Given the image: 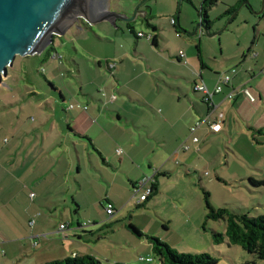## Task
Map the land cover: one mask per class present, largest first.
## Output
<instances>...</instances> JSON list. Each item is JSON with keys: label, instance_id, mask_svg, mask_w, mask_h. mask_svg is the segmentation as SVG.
I'll return each mask as SVG.
<instances>
[{"label": "crops", "instance_id": "1", "mask_svg": "<svg viewBox=\"0 0 264 264\" xmlns=\"http://www.w3.org/2000/svg\"><path fill=\"white\" fill-rule=\"evenodd\" d=\"M244 1L218 0V16L224 14L229 7ZM139 2L141 0H106L102 14L110 10L131 16L133 5ZM201 2L202 0H191L198 7ZM146 4L153 8L149 19L146 21L145 15L141 16L145 6H140V12L136 14L134 21H141L147 31L135 30L132 25L134 21L125 23L116 20V25L113 26L103 20L94 25L76 22L60 34L69 30L77 41L92 39L89 45L92 50L82 45L78 48L74 46L76 54L79 53L78 50L86 54L84 56L89 61L88 64L75 65L80 77L83 67L88 68L89 81L82 77V84L87 87L83 86L86 91L80 89V95L71 92L67 96V93L59 91L56 100L52 102L58 104V107L49 106L51 97L44 95V103H37L39 109H35L34 119L29 117L30 121L38 122L36 128L29 131L26 123L22 124L21 117H16L11 139L3 138V143L0 144V264H41L75 254L94 255L101 264H158L154 262L156 258L146 236H158L172 246L170 239L160 235V231L153 232L134 224L142 234L137 235L128 229L130 220L123 221L121 226L117 224L112 229L114 222L111 221L102 224L108 225L105 227H91L97 224L94 217H90L92 222L89 221L87 226H83L84 222L80 223L77 218L74 224L72 219L73 214L82 207L92 209L99 206L103 207L108 217H112L118 209L116 203L122 204L119 192H114L118 183L123 189L130 187L133 194L140 190L141 195L151 187V181L142 183L141 186L137 184L151 176L154 169L158 170L154 182L159 187L170 172H181L179 166L183 165L189 170L205 161L206 165H210L215 157L212 154H218V135H215L218 131L208 132L206 127H200L194 133L199 138V143L193 142L189 137L190 126L208 110V104L203 101L202 94L194 90V86L204 83L210 90L215 87L221 74L216 66L217 61L210 62V57H203L200 48L198 49L199 44L198 53L194 55L189 40L177 34L179 40L175 46L178 52L171 54L167 48L171 44L161 36L165 27H169L170 33L167 18L179 33L176 29L175 12L178 0H148ZM251 7L255 10L258 8L257 5ZM200 20L199 16L190 14L187 6H182L178 17L182 27L192 30ZM121 22L126 24L127 30L135 38L134 44ZM137 32L152 33L156 36V44H153L152 39L137 37ZM55 38L54 36L46 53V57L52 59V67L55 61L53 53H58ZM198 38L202 40L201 36ZM140 39L150 43L151 51H154L150 58L143 51L147 43L139 42ZM119 40L124 45H119ZM253 43L254 41L251 42ZM180 50H185L186 62L179 58ZM248 50L254 54L235 62L231 67L237 66L240 69L236 72V67L230 83L223 85L222 91L211 97L216 105L214 114L221 112L224 117L225 111L228 120L229 106L234 104L229 101L243 104L249 100L240 91L235 93L232 100L226 99L225 93L232 87H248L254 94L248 85L252 83L249 79L256 74L253 68H246L247 65L252 66L250 61H255V67L261 69L259 74L264 77V56L260 53L258 43ZM187 58L190 60L187 61ZM58 63L60 67L67 68L62 60ZM110 63H115V66L109 68ZM69 68L74 70L72 64ZM241 69L250 72L249 78L241 76ZM10 77H4L0 86H5L6 79ZM50 85L57 88L53 83ZM256 87L257 95L261 97L260 92H264V86L260 83ZM110 93L116 95L114 101H111ZM29 94L36 93L30 91ZM254 96L256 101V95ZM77 103L86 105L87 108L73 107L70 110L67 105ZM222 123L223 120L220 130ZM137 141L142 146L136 151L133 148ZM184 141L188 148L181 150L180 144ZM117 148L123 150L122 155L116 153ZM177 148L178 155L174 158L173 152ZM82 170L98 179L94 197L86 192L88 187L76 176ZM84 192L86 198L83 197ZM30 193H34L33 197H30ZM157 193L158 188L155 194ZM150 197L142 203H146ZM108 207L113 208L112 214H107ZM60 224H65V227L59 228ZM162 228L165 231L169 229L167 224H163ZM124 229H128V232H123ZM114 242L122 243L116 247ZM118 249L124 254L117 253Z\"/></svg>", "mask_w": 264, "mask_h": 264}, {"label": "rangeland", "instance_id": "2", "mask_svg": "<svg viewBox=\"0 0 264 264\" xmlns=\"http://www.w3.org/2000/svg\"><path fill=\"white\" fill-rule=\"evenodd\" d=\"M248 2V5L244 4L238 9L234 19L231 20L232 22L217 35L207 36L205 33H200L202 39L200 40L198 38L200 37L199 33L191 35L193 29L187 30L181 26L185 31L176 27L179 36L189 40L194 55L198 53L197 44H199L198 49L200 48L201 55L210 57V62L216 60V66H218L220 73L227 72L232 75L233 72L230 70L237 66H231L235 62L247 59L248 56L254 54L248 50L254 44L258 43L260 53L264 56V13L262 14L264 12V0H248ZM136 4L133 5L131 14ZM182 4L188 7L190 14L198 16L196 4L185 1ZM251 5H257V10L253 9ZM262 6L263 9H261ZM258 12L260 13L257 14ZM209 17L212 20L210 33L222 28L227 18L218 19V1L209 12ZM166 20L170 26V33L169 27H165L161 38L171 44L167 48L171 54H174L178 52L175 45L179 38L176 37L177 32L169 24L168 18ZM121 24H123L125 32L129 34L134 44L135 38L127 30L126 24L122 22ZM132 25L135 26V30L147 31V27L141 21H134ZM70 33L72 32L68 30L63 35H54L56 37L55 49L62 56V62L67 68L60 67L57 58H55L54 67H52V59L46 57L50 44L43 49L41 54L16 56L13 65L8 67L7 75L11 77L6 79L5 86H0V144L3 143V138L11 139L13 126L17 121L16 117H21L22 124L25 122L29 131L36 128L38 122L30 121L29 117L32 116L34 119L35 109H39L37 103L42 101L41 104H43L45 96L51 97L49 106L58 107V104L52 102L56 100L59 91L67 93V96H70L71 92L80 95V89L86 91L83 86L87 87V85L82 83L84 80L89 81V70L87 67H83L82 77L84 80L82 81L75 64L87 65L89 61L84 56L86 55L85 52L78 50L79 53L76 54L74 46L78 48L82 45L84 48L92 50V46H89L92 39L77 41L76 37ZM111 39L114 40V38ZM252 41H254L253 44H251ZM139 42L147 43L143 51L150 58L154 52L151 51L150 43L145 39H140ZM118 44L124 45V42L119 40ZM165 50L168 54V50ZM182 51L185 53V50ZM189 60L187 58V61ZM71 64L74 70L69 68ZM249 64L252 66L247 65L246 68H253L254 73H256L253 78L249 79L252 83H248L256 95V101H248L243 104L229 101L234 104L229 106V120L224 111L222 130L215 134L218 135V154L217 152L212 154H215V157L210 165H206L205 162L207 161H205L189 170H186L187 168L183 165L179 166L182 169L181 172H170L169 177H165V180H162L163 183L157 187L159 193L151 196L143 206L136 205L140 190L133 194L130 187V190L123 189L118 183L114 187V192H119L118 195L121 197L122 204L116 203L118 209L114 216L108 217L102 206L92 209L82 207L80 211L73 214V223L76 224V218L80 220V223L92 222L90 217H94L93 219L97 224L91 225V227L99 225L105 227L103 226L104 223L111 221V223L114 222L111 226L114 229L117 224L121 226L123 221L130 220V223L137 227H143V229L146 227L153 232L160 231V235L170 239L171 247L180 252H207L217 260V264H264V260L257 259L239 245L229 244L227 240L218 244L213 242L211 231L224 233L226 223L222 219L217 221L205 219L206 209L201 190L202 186L208 191L210 202L215 208L227 207L233 212L248 213L251 216L264 213V185L254 186L249 181L250 177L264 179V92H260L261 97L256 92L258 90L257 84L261 83L264 86V77L259 74L261 69L255 67V61H250ZM239 69L237 67L236 72ZM242 69L241 76L244 75L246 79L249 78L250 72H245ZM164 76L166 75L164 74ZM50 83H53L54 87L59 88V90L54 89ZM160 83L164 84L163 82ZM30 91L36 94H29ZM99 93L101 95V92ZM101 96L103 97V95ZM67 105L69 106V104ZM70 110L72 109L70 108ZM256 129L263 131L260 133ZM206 130L209 132L208 128ZM140 146L142 145L137 141L133 149L137 151ZM207 159L209 160L210 157ZM174 164L176 165V163ZM87 169L91 171L90 167ZM89 174L82 170L76 176L88 187L86 192L94 197L98 179L91 176V173ZM217 174L218 176H216ZM127 184L130 186L128 182ZM122 191L124 193H121ZM86 192H84V198H86ZM122 216L125 218L120 219ZM116 220L118 221L116 222ZM163 224H167L169 227L167 231L162 228ZM57 225L58 222H56ZM128 229L130 230L129 227ZM128 229H124L123 232H128ZM157 238L161 240L160 237L157 236ZM121 243L116 244L114 242V246H121ZM129 247L131 246L127 248L132 250ZM118 252L123 253L121 249H118ZM154 262H158L157 259Z\"/></svg>", "mask_w": 264, "mask_h": 264}, {"label": "water", "instance_id": "3", "mask_svg": "<svg viewBox=\"0 0 264 264\" xmlns=\"http://www.w3.org/2000/svg\"><path fill=\"white\" fill-rule=\"evenodd\" d=\"M147 1L141 0L132 15L127 16L110 10L102 14L106 0H0V83L7 76L8 67L13 65L16 56L42 52L51 44L54 35L62 34L76 22H81V25H94L95 22L107 20L113 26L116 25V20L131 23L140 12V6H145L141 16L145 15L144 20L147 21L153 13V8L146 4ZM182 2L183 0H178L176 25L185 31L178 22ZM244 4L248 5V0L240 3L232 13L218 16V19L227 18L219 30L210 33L212 20L208 24L200 20L190 34L203 32L207 36L217 35L227 27ZM92 17L98 19L93 20Z\"/></svg>", "mask_w": 264, "mask_h": 264}, {"label": "trees", "instance_id": "4", "mask_svg": "<svg viewBox=\"0 0 264 264\" xmlns=\"http://www.w3.org/2000/svg\"><path fill=\"white\" fill-rule=\"evenodd\" d=\"M183 1L191 3V0ZM217 1L218 0H202L200 7L197 8L198 16L207 24L210 22L209 10L217 3ZM240 3L241 2H238V5H240ZM238 5L229 7L225 13H232ZM152 41L153 44H156V36H153ZM256 131L262 133L263 130L257 129ZM249 181L254 186L264 185V179H254L253 177H250ZM150 188L151 191L148 196H153L157 191L155 182L151 183ZM201 190L203 192L206 209L205 219L213 221L222 219L226 223L224 233L211 231L213 242L218 244L227 240L229 244L239 245L243 250L251 253L257 259L264 260V213L251 216L248 213L233 212L227 207L215 208L210 202L208 191L202 186ZM142 202L137 203L136 205L143 206L145 203ZM128 227L137 235H142L141 232L131 223H129ZM146 237L151 244L152 253L157 259L158 264H217V260L207 252H180L156 236L147 235ZM41 264H101V262L91 254H75L73 256L45 261ZM113 264L127 263L115 262Z\"/></svg>", "mask_w": 264, "mask_h": 264}, {"label": "built area", "instance_id": "5", "mask_svg": "<svg viewBox=\"0 0 264 264\" xmlns=\"http://www.w3.org/2000/svg\"><path fill=\"white\" fill-rule=\"evenodd\" d=\"M171 22L174 23L173 18H171ZM177 34L179 35V33H177ZM136 35H137V37L142 36V37H145L147 39L153 38L152 33L145 34L142 32H137ZM53 56L55 58H57L59 60V62H61L62 56L60 54L55 52V53H53ZM178 56H179V58H182V60L184 62H186L184 51L180 50ZM114 66H115V63L109 64V68H113ZM231 71L234 72L235 69H232ZM230 81H231V75L228 74L227 72H223L219 75L218 83L215 85V87L212 90H210L204 83L196 84L194 86V90L200 92L202 94L203 101L208 104V110L204 116H202L200 119L196 120L189 128V137H191L193 142H196V143L200 142L199 138L196 135H194L195 131L197 129H199L200 127H206V128H208L209 131H213V132H217L221 129V122L223 120V113L217 112L216 114H214L216 105L212 102L211 97L213 94L221 92L223 85L229 84ZM237 91H240L249 101H251V102L255 101V96L248 87H240V88L232 87L231 90H229L228 92L225 93V98L232 100ZM102 94L104 95L105 92L103 91ZM109 97H110L111 101H114L116 99V95L114 93H110ZM73 107H79L82 109L87 108L86 105H82L80 103L69 105V108H73ZM187 148H188V145L186 144V141H184L180 144L181 150H184ZM178 151H179V148H177L173 152L174 158L178 155ZM116 153L119 155H122L123 150L121 148H117ZM157 171L158 170L154 169L153 174L147 178H144L141 182H139L137 184V186H141L142 183H145L147 181H151V183H153ZM150 191H151V188L150 187L147 188V190L139 196L137 203H141L143 200H145L146 197L150 194ZM33 195H34V193H30V197H33ZM106 212H107V214H112L113 208L112 207L106 208ZM88 224H89V221L84 222L83 226H87ZM64 227H65V224L59 225V228H64ZM140 259H145L148 261L151 260V258H143V257H140Z\"/></svg>", "mask_w": 264, "mask_h": 264}]
</instances>
